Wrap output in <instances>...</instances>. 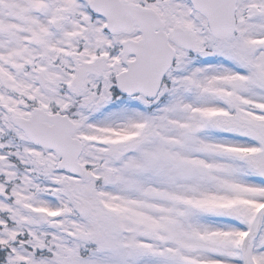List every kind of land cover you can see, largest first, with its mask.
Wrapping results in <instances>:
<instances>
[{
    "label": "snow or ice",
    "instance_id": "obj_1",
    "mask_svg": "<svg viewBox=\"0 0 264 264\" xmlns=\"http://www.w3.org/2000/svg\"><path fill=\"white\" fill-rule=\"evenodd\" d=\"M0 264H264V0H0Z\"/></svg>",
    "mask_w": 264,
    "mask_h": 264
}]
</instances>
